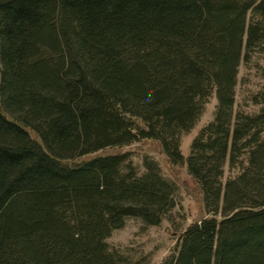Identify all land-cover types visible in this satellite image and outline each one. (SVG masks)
<instances>
[{"label": "trees", "instance_id": "1", "mask_svg": "<svg viewBox=\"0 0 264 264\" xmlns=\"http://www.w3.org/2000/svg\"><path fill=\"white\" fill-rule=\"evenodd\" d=\"M254 50L264 0H0V264H131L106 239L130 217L159 225L175 184L148 157L139 175L91 155L138 141L186 165L204 212L162 264H264V109L233 112Z\"/></svg>", "mask_w": 264, "mask_h": 264}, {"label": "rangeland", "instance_id": "2", "mask_svg": "<svg viewBox=\"0 0 264 264\" xmlns=\"http://www.w3.org/2000/svg\"><path fill=\"white\" fill-rule=\"evenodd\" d=\"M217 100L213 93L205 104L195 126L181 136L180 149L187 158L191 145L201 130L213 122ZM264 109V53L252 51L248 60H241L235 87L234 114L253 115ZM137 127L142 123L134 119ZM30 132L32 137L34 134ZM99 154H126L139 175L146 171L144 159L150 158L160 168L161 175L175 184L173 198L175 206L157 226H147L141 219L130 217L125 220L123 228L114 230L106 239L109 249L123 256L131 264H162L175 254V246L180 234L190 223L204 215L197 198L193 195V182L187 174L186 165L169 168L164 155L157 144L149 141H138L120 147H110L99 151ZM91 156H84L72 163H80ZM246 164L245 155L240 156L238 164L231 167L228 161L224 165L223 184L235 177ZM218 219L220 214L216 216Z\"/></svg>", "mask_w": 264, "mask_h": 264}]
</instances>
